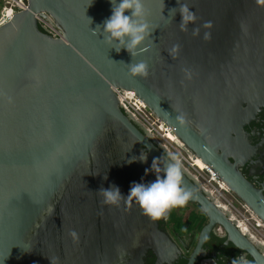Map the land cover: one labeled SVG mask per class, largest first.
I'll use <instances>...</instances> for the list:
<instances>
[{"label":"water","instance_id":"95a60500","mask_svg":"<svg viewBox=\"0 0 264 264\" xmlns=\"http://www.w3.org/2000/svg\"><path fill=\"white\" fill-rule=\"evenodd\" d=\"M143 3L155 30L134 58L104 40L110 0H28L0 26V264H145L149 251L166 261L176 255L135 200L107 205L98 192L116 185L127 196L167 163L114 89L134 91L264 221L262 192L229 160L233 135L264 105V0H179L196 17L186 31L178 0ZM44 14L63 39L41 29L36 15ZM139 61L147 77L129 73ZM182 186L209 219L190 264L217 225L264 264L257 243L186 172Z\"/></svg>","mask_w":264,"mask_h":264},{"label":"clouds","instance_id":"9594fccd","mask_svg":"<svg viewBox=\"0 0 264 264\" xmlns=\"http://www.w3.org/2000/svg\"><path fill=\"white\" fill-rule=\"evenodd\" d=\"M110 2L112 14L103 22L104 40L113 44L117 52L124 48L134 58L138 54L139 46L155 30L150 27L145 18L143 0H120L119 3L117 0H110ZM176 9L170 10L169 14H171L172 19L176 15ZM178 9L182 17L179 23L181 30L186 31L187 25L190 22H195V13L190 11L186 4L179 3ZM126 11H129L130 15H126ZM97 28L101 29V26L97 25ZM197 33L198 29L194 28L193 34ZM205 38H207V34ZM128 70L134 77H147L148 75V65L145 61L128 63ZM177 119L183 123V117H177ZM136 159L133 157L129 163ZM146 159V153H141L139 160L146 161ZM155 161L156 159L153 160L152 168L160 171L159 168H156ZM185 171L180 155L169 151L167 152V163L163 168V175L156 176L154 181L149 183L133 182L127 196H123L116 185H111L109 188L101 187L98 192L104 197L103 203L107 205H118L122 197H126L129 203L135 200L143 215L152 221H157L165 218L171 209L184 207L189 202L192 192L182 186ZM104 178L107 179L106 174ZM241 261H243V257L240 260L234 259L232 264H241Z\"/></svg>","mask_w":264,"mask_h":264},{"label":"flooded vegetation","instance_id":"af4514ba","mask_svg":"<svg viewBox=\"0 0 264 264\" xmlns=\"http://www.w3.org/2000/svg\"><path fill=\"white\" fill-rule=\"evenodd\" d=\"M251 115V119L243 126L242 133L233 135L236 148L229 160L236 164L243 177L264 196V105ZM197 186L201 189L198 184ZM204 194L208 196L207 193ZM157 221L160 229L166 232L174 244L176 255L166 261L167 259L161 260L156 253L149 251L145 264H190L202 229L209 222L200 205L189 201L184 207L171 209L165 218ZM258 247L262 250L261 246ZM241 257V264H256L249 254L229 241L225 230L217 225L203 241L193 264H232L234 259L240 260Z\"/></svg>","mask_w":264,"mask_h":264},{"label":"built area","instance_id":"2783aa9c","mask_svg":"<svg viewBox=\"0 0 264 264\" xmlns=\"http://www.w3.org/2000/svg\"><path fill=\"white\" fill-rule=\"evenodd\" d=\"M28 8V0H0V26L10 22L20 10ZM43 31L54 38H62V31L56 26L49 14L36 15ZM122 109L142 126L167 153H178L186 173L207 193L215 204L224 210L242 233L251 238L262 248L264 253V221L243 202L213 170L199 161L178 139L174 129L162 121L148 108L134 91L114 89Z\"/></svg>","mask_w":264,"mask_h":264},{"label":"bare ground","instance_id":"6f19581e","mask_svg":"<svg viewBox=\"0 0 264 264\" xmlns=\"http://www.w3.org/2000/svg\"><path fill=\"white\" fill-rule=\"evenodd\" d=\"M198 159H199V162L202 164V162H203L202 159H201L200 157H198ZM203 163H204V162H203Z\"/></svg>","mask_w":264,"mask_h":264},{"label":"snow or ice","instance_id":"6c2138e0","mask_svg":"<svg viewBox=\"0 0 264 264\" xmlns=\"http://www.w3.org/2000/svg\"><path fill=\"white\" fill-rule=\"evenodd\" d=\"M197 163H199V161H197Z\"/></svg>","mask_w":264,"mask_h":264}]
</instances>
